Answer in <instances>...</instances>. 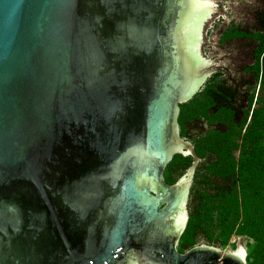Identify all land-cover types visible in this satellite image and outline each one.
Instances as JSON below:
<instances>
[{
    "label": "water",
    "instance_id": "95a60500",
    "mask_svg": "<svg viewBox=\"0 0 264 264\" xmlns=\"http://www.w3.org/2000/svg\"><path fill=\"white\" fill-rule=\"evenodd\" d=\"M224 1L0 0V264H247L177 250L179 106L225 70L199 53Z\"/></svg>",
    "mask_w": 264,
    "mask_h": 264
},
{
    "label": "trees",
    "instance_id": "16d2710c",
    "mask_svg": "<svg viewBox=\"0 0 264 264\" xmlns=\"http://www.w3.org/2000/svg\"><path fill=\"white\" fill-rule=\"evenodd\" d=\"M256 11L258 27L231 25L221 42H253L252 63L243 77L216 72L187 103L179 106V135L194 145L200 159L187 203L188 221L177 250L205 244L235 249L246 240V263L264 264V0ZM245 76V77H244ZM237 107L241 110H237ZM176 155L163 176L172 185L191 165Z\"/></svg>",
    "mask_w": 264,
    "mask_h": 264
},
{
    "label": "rangeland",
    "instance_id": "374dc122",
    "mask_svg": "<svg viewBox=\"0 0 264 264\" xmlns=\"http://www.w3.org/2000/svg\"><path fill=\"white\" fill-rule=\"evenodd\" d=\"M262 5L263 2L261 0H225L217 6V9L225 14H212L201 30V40L209 44L201 45L199 53L206 60L225 69L226 78L229 80L243 77V65L252 62V45L247 40L221 44L219 42V35L231 23L239 25L242 28L252 29L255 23L256 11ZM230 244H234L235 247L238 245L245 247L246 240L233 237ZM228 250H232L231 245L224 249V251Z\"/></svg>",
    "mask_w": 264,
    "mask_h": 264
},
{
    "label": "flooded vegetation",
    "instance_id": "af4514ba",
    "mask_svg": "<svg viewBox=\"0 0 264 264\" xmlns=\"http://www.w3.org/2000/svg\"><path fill=\"white\" fill-rule=\"evenodd\" d=\"M258 24H259V20H258V18H257V16H256V18H255V23L253 24V26H252V29H248L249 31H254L255 30V26H257L258 27ZM246 29V28H245ZM224 31V30H223ZM223 31L220 33V35H219V42L221 43V44H225V43H229V42H232V41H243V40H245L246 41V39H232V40H230V41H228V42H221V40H220V38H221V36H222V34H223ZM248 41V40H247ZM249 43L252 45V48H251V58H252V51L254 50L253 49V42H250L249 41ZM250 63H252V62H250ZM249 63V64H250ZM246 65H248V64H246ZM243 66H245V65H243ZM243 68V67H242ZM224 73H225V71H223ZM227 72V71H226ZM237 110L239 111V110H241V109H239V107H237Z\"/></svg>",
    "mask_w": 264,
    "mask_h": 264
},
{
    "label": "snow or ice",
    "instance_id": "6c2138e0",
    "mask_svg": "<svg viewBox=\"0 0 264 264\" xmlns=\"http://www.w3.org/2000/svg\"><path fill=\"white\" fill-rule=\"evenodd\" d=\"M197 2H200V0H197Z\"/></svg>",
    "mask_w": 264,
    "mask_h": 264
}]
</instances>
